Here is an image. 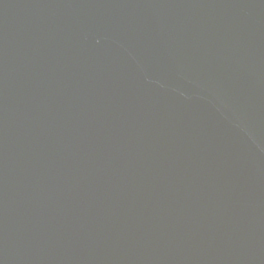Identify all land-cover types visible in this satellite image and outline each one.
I'll return each mask as SVG.
<instances>
[{
	"label": "water",
	"instance_id": "95a60500",
	"mask_svg": "<svg viewBox=\"0 0 264 264\" xmlns=\"http://www.w3.org/2000/svg\"><path fill=\"white\" fill-rule=\"evenodd\" d=\"M0 264H264V0H0Z\"/></svg>",
	"mask_w": 264,
	"mask_h": 264
}]
</instances>
